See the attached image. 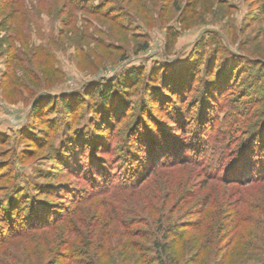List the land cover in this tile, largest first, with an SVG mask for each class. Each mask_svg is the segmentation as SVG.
I'll return each mask as SVG.
<instances>
[{
  "label": "rangeland",
  "instance_id": "374dc122",
  "mask_svg": "<svg viewBox=\"0 0 264 264\" xmlns=\"http://www.w3.org/2000/svg\"><path fill=\"white\" fill-rule=\"evenodd\" d=\"M24 7L27 16L17 26L15 21L0 23V199L36 194L45 184L83 194L88 183L74 175L85 174L82 164L74 170L61 157L67 134L73 137L69 145L88 146V160L110 162L115 180L126 183L127 154L141 139L134 138L133 126L142 124V130L158 136L175 131L178 147L185 144L176 151L180 156L190 138H198L202 111L200 124L212 127L202 145L207 164L192 162L198 156L190 151L191 162L170 166L176 155L167 157L165 169L158 168L136 191L119 194L120 200L127 198L125 208L140 214L133 228L142 237L129 245L139 242L143 253L152 254L153 240L164 242L162 233L169 229L172 254L195 256L196 246L189 242L201 239L200 257H209L198 264H214L215 255L217 264H264V176L237 183L229 182L226 170L206 174L219 152L225 155L241 141L261 145L255 158L264 163V0H25ZM134 68L144 74L131 105L104 107L93 94L96 86L121 82ZM160 73L162 81L152 85ZM122 84L133 85L129 80ZM171 86L173 92L166 91ZM60 98L69 100L71 111L63 109ZM53 100L58 104L47 110ZM146 148L139 144L138 154ZM184 174H191L188 184ZM235 190L242 193L230 196ZM63 192L68 198L40 194V202L71 205L69 193ZM153 194L161 211L151 217L150 206L138 200ZM121 230L111 235L110 256L125 264ZM32 247L17 240L11 251L33 256Z\"/></svg>",
  "mask_w": 264,
  "mask_h": 264
},
{
  "label": "trees",
  "instance_id": "16d2710c",
  "mask_svg": "<svg viewBox=\"0 0 264 264\" xmlns=\"http://www.w3.org/2000/svg\"><path fill=\"white\" fill-rule=\"evenodd\" d=\"M69 1L74 3L77 0ZM24 5L25 0H0V21H2L0 23L15 21L14 25L17 26L19 21L27 16ZM100 7L99 5L94 7L96 13L100 11ZM216 42L215 40L212 41L213 44ZM18 58V56H15L12 59L17 60ZM143 72L144 70H141V68H134L125 74L121 82L119 81L116 84H113V82L110 84L101 83L96 86L93 94H96L104 107H110L109 105L111 104L112 108L115 106L118 110H122L126 106L131 105L132 102H130V99L132 93L135 91V86L141 82ZM161 75L162 73L153 76L151 82L155 84L152 85L157 86L162 81L163 78H160ZM128 80L129 83L133 84L132 86L122 84L124 82L127 83ZM181 87L175 89L180 90ZM173 89V86L170 88L166 87V91L173 92ZM58 103L63 106L64 110H72L71 104L66 98H60ZM58 103L56 100L49 102L46 106L47 110ZM143 107L141 105V108ZM40 109L37 106L36 110ZM110 110L113 112L112 109ZM201 114L202 111L199 114L200 116H197V126L195 125L197 128L195 129V137L198 138L195 139L196 141L190 138L191 142L186 143L188 146L184 148H187V153L190 151L194 156H198L192 162L198 163L203 160L206 165L208 158H205V160L204 158L201 159L203 152L202 145L206 144V140L204 139L206 131H211L212 127L206 126L205 128L200 124V121L201 123L203 122L202 118L204 117ZM175 119L178 121L177 118ZM141 120L138 118L136 124ZM140 126L137 125L136 128L135 126L132 127L134 138L140 137L141 139H147L148 144L146 145V142L141 139H139L138 143H135L136 140L132 143L125 164L124 181L126 183L115 180V175L112 174V170L109 168L111 165L110 162L101 161L92 156L91 160H88V146L82 147L81 144H74L75 141L69 145L73 137L72 134H67L65 138L66 146L60 152L62 153L61 157H64L65 160L63 164L71 169L78 170L79 165L82 164L80 167L84 169L85 176L79 175L77 173L78 171L74 175L79 178L82 176L88 183L87 189L83 194H75L73 191L67 190V188L66 190L62 189L61 185L45 184L40 186L36 194L32 193L31 195L25 196L21 192L18 196H14V199L8 198L6 202L0 199V224L4 225L3 227L5 229L0 233V264H9V260L12 264H118L113 262V258L110 256L112 247L111 243H109L112 239V233H115L118 228L122 229L120 241L123 243L122 257L127 259L125 264H149V260L154 261L155 264H198L202 258L207 259L209 253L207 257H200L201 250L204 246L201 245V239H198V237H194L192 242H189L190 245L196 246L194 248L195 256L190 255L189 257H185L183 254H172L168 241L169 229L164 230L162 233L164 242L160 238L153 240L154 245L150 248L152 254H148V252L143 253V250H141L143 245L139 242L137 246L129 245V241H132V238L142 237L141 230H134L133 228L138 222L135 218H139L140 214L134 209L130 211L125 208L127 207V198L125 200L121 198L120 200L119 194L126 193L124 192L125 190L136 191L147 182L158 168L165 169L167 167L165 161L168 162L167 157L172 158L176 155L175 159L172 160L173 164L170 166H174L178 162H191L192 159L186 152L180 156L176 154L177 149H180L179 147L185 144L179 145L178 147L175 143V131H170L169 128L166 135L162 133V137L156 135L154 131L142 130V124ZM141 130L143 135H140L142 134ZM80 134L81 131H78V136L74 138L77 142ZM94 142L97 145V141ZM142 143L147 148L141 156L138 154V147ZM244 144V141H241L233 150L230 148L228 150L226 149L225 155L219 152V157L216 158V162L214 163L213 160L210 165L208 164V169L206 170L207 176L213 177L220 174L221 171L226 170V172H229L230 180H232L229 182L237 183H244L263 177L264 163H261L262 160L259 162V159L255 158L256 151L261 150L262 146L260 145L258 149L256 146L248 147ZM188 147L190 148L188 149ZM251 155L253 157L252 163L249 162ZM226 156L229 160L227 163ZM84 160H88L87 165L83 163ZM254 161L256 162L254 163ZM232 164L233 166H231ZM182 177L183 183L188 184L191 180H189L191 174H184ZM123 184L124 186H122ZM63 191L69 193V200H72L71 205L63 201L56 202L55 206L40 202V194L60 198L67 197ZM237 193L242 192L235 190L231 192L230 196ZM96 198H103L105 201H102V203L98 201L96 203L93 201ZM138 201L146 204L148 208L150 206L151 214H149L151 217L155 216L153 211L158 210L157 205L159 201V197L156 194L151 195L150 198ZM160 211L159 209L158 212ZM128 215H132L134 218H128ZM202 228H205L204 225ZM172 233L184 237L183 233H179L177 230L172 231ZM17 240L30 242L33 245L32 248L35 255L28 256L29 253L27 252V254H22L21 256L19 252L11 251L13 242ZM90 251H92L91 254H89ZM213 258L215 261L214 264H217V260H215L217 255Z\"/></svg>",
  "mask_w": 264,
  "mask_h": 264
}]
</instances>
